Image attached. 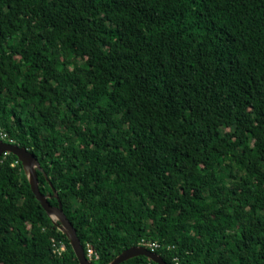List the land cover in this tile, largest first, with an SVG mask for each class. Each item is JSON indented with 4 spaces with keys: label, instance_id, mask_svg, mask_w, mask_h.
Masks as SVG:
<instances>
[{
    "label": "trees",
    "instance_id": "trees-1",
    "mask_svg": "<svg viewBox=\"0 0 264 264\" xmlns=\"http://www.w3.org/2000/svg\"><path fill=\"white\" fill-rule=\"evenodd\" d=\"M0 126L92 264H264V0H0ZM75 253L3 156L0 264Z\"/></svg>",
    "mask_w": 264,
    "mask_h": 264
},
{
    "label": "water",
    "instance_id": "water-1",
    "mask_svg": "<svg viewBox=\"0 0 264 264\" xmlns=\"http://www.w3.org/2000/svg\"><path fill=\"white\" fill-rule=\"evenodd\" d=\"M5 154H14L22 162L26 174L28 175L31 182L34 193L36 194L38 200L42 203L43 207L46 209L49 217L54 220L55 226L71 240L79 263L92 264L91 261L85 257L82 240L80 239L78 231L71 219L66 215L63 204L60 202L59 207H54V205H52L50 202V199L54 197L59 200V192L54 189V195H44L42 193L40 187L39 171L43 172L44 169L38 157L27 147L0 141V161ZM138 256H145L156 264H168L162 258V256L145 248V246L142 245L130 247L124 250L108 264H121Z\"/></svg>",
    "mask_w": 264,
    "mask_h": 264
},
{
    "label": "built area",
    "instance_id": "built-area-1",
    "mask_svg": "<svg viewBox=\"0 0 264 264\" xmlns=\"http://www.w3.org/2000/svg\"><path fill=\"white\" fill-rule=\"evenodd\" d=\"M0 141H4V142H9V143H14L15 144V142L11 139V136H10V134L5 130V129H3L1 126H0ZM6 155V154H5ZM4 155V156H5ZM19 163V162H18ZM17 163V164H18ZM149 247H151V251H154V249L155 248H157L158 247V245L157 244H153V245H149ZM66 249L65 248H63L62 249V252H64ZM91 255H92V252L90 251V252H88V257H89V259H91Z\"/></svg>",
    "mask_w": 264,
    "mask_h": 264
},
{
    "label": "bare ground",
    "instance_id": "bare-ground-1",
    "mask_svg": "<svg viewBox=\"0 0 264 264\" xmlns=\"http://www.w3.org/2000/svg\"><path fill=\"white\" fill-rule=\"evenodd\" d=\"M56 221H58L57 219H55Z\"/></svg>",
    "mask_w": 264,
    "mask_h": 264
}]
</instances>
